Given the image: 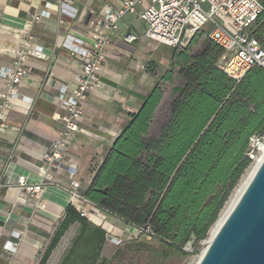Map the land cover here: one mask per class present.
Masks as SVG:
<instances>
[{
	"label": "trees",
	"instance_id": "16d2710c",
	"mask_svg": "<svg viewBox=\"0 0 264 264\" xmlns=\"http://www.w3.org/2000/svg\"><path fill=\"white\" fill-rule=\"evenodd\" d=\"M258 1L264 7V0ZM249 34L264 46V16ZM221 54L204 32L173 54L139 109L129 113L82 194L125 224L148 228L142 236L158 246L137 239L102 258L106 233L68 206L38 264L48 263L74 225L79 226L77 234L60 264H123L129 255L183 258L188 244L192 254L198 253L199 243L254 162L251 140L264 142V69L253 67L235 82L218 67ZM174 82L166 119L153 133L162 101L160 84Z\"/></svg>",
	"mask_w": 264,
	"mask_h": 264
},
{
	"label": "crops",
	"instance_id": "0c3cea01",
	"mask_svg": "<svg viewBox=\"0 0 264 264\" xmlns=\"http://www.w3.org/2000/svg\"><path fill=\"white\" fill-rule=\"evenodd\" d=\"M124 1L69 0L67 7H61L57 0H0L1 72L12 65L14 49L29 15L43 10L49 13L48 18L31 28L34 44L46 53L48 60L28 61L31 73L18 87L7 133L0 143V264H38L66 207L80 204L71 200L72 183L79 185L82 195L90 185L93 171L128 121L129 113L139 109L161 76L158 70L157 80L153 79L144 69L153 57L148 48L158 44L143 38L144 25L138 14L145 1L136 7L135 14L120 20L118 30L108 34L106 59L99 75L101 88L90 94L83 105L80 130L63 153L67 168L53 172L50 183L38 196L16 187L19 177H24L29 185L42 181L37 169L42 165L43 154L52 148L58 136L57 118L64 115L58 96L75 87V76L80 72V62L71 55L70 47L89 48L92 37L102 33L106 9H117ZM128 34L138 39L127 44L124 38ZM187 45L172 49L168 67L173 54ZM200 48V44L195 45L193 50ZM3 90L4 81L0 77V93ZM87 210V222L102 229L107 242L109 237L117 238L118 232L127 233L126 230L122 233L118 226L130 231L135 228L100 208L87 207Z\"/></svg>",
	"mask_w": 264,
	"mask_h": 264
},
{
	"label": "built area",
	"instance_id": "2783aa9c",
	"mask_svg": "<svg viewBox=\"0 0 264 264\" xmlns=\"http://www.w3.org/2000/svg\"><path fill=\"white\" fill-rule=\"evenodd\" d=\"M57 1L61 7L70 4L69 0ZM145 1L138 20L144 25L143 38L146 40L174 49L188 43L194 35L204 32L208 40L222 50L218 67L235 82H239L253 67L264 69V46L249 34L253 24L264 16V7L258 0H125L117 9L107 8L101 22L102 33L92 37V45L79 50L70 47L71 55L80 62V72L75 76V87L58 96L64 115L57 118L60 125L58 136L52 148L43 154L42 165L37 169L42 181L39 185H29L24 177H19L16 183L19 190L38 196L50 183L53 172L67 168L63 163V153L74 134L80 130L83 105L90 94L101 88L99 75L106 59L108 34L118 30L120 20L126 15L135 14L136 7ZM48 17L47 10L29 15L21 39L14 49L11 67L0 71L4 81V90L0 93V143L7 133L9 114L13 100L18 96V87L31 73L28 61L48 60L46 53L34 44L31 35L33 25ZM137 39L128 34L124 42L132 44ZM76 44L79 42L76 41ZM263 143L255 138L251 140L250 147L254 149L257 144L262 147ZM5 186L9 187L7 182ZM69 194L73 202H80L73 208L81 218L87 219V207L96 206L79 194L77 183H72ZM133 229L139 231V236L149 232L148 228ZM108 239L115 240L110 237Z\"/></svg>",
	"mask_w": 264,
	"mask_h": 264
},
{
	"label": "water",
	"instance_id": "95a60500",
	"mask_svg": "<svg viewBox=\"0 0 264 264\" xmlns=\"http://www.w3.org/2000/svg\"><path fill=\"white\" fill-rule=\"evenodd\" d=\"M197 264H264V159Z\"/></svg>",
	"mask_w": 264,
	"mask_h": 264
},
{
	"label": "rangeland",
	"instance_id": "374dc122",
	"mask_svg": "<svg viewBox=\"0 0 264 264\" xmlns=\"http://www.w3.org/2000/svg\"><path fill=\"white\" fill-rule=\"evenodd\" d=\"M221 20L226 23L224 19H221ZM148 49L150 50L153 57L150 58V62H149L150 66L147 69V72L151 74L153 79H156L158 70L162 74L164 71L168 69V62H169L168 60L170 58L171 51L173 48L165 47L159 44H151ZM158 57H160V61L158 60L159 59ZM176 84H177L176 82H174L173 84H169V83L160 84V88L162 91V101H161L160 107L156 111V118L152 125L153 133H155V131L164 123L166 119V115L169 109V104L174 97L172 94V88ZM254 149H255V153H254V156H255L254 162H255L262 155V149L260 146H258V144L257 146H255ZM118 227H119L118 229L121 230L122 233L125 230L127 231V233L125 232L123 234H120V232H118V237L115 238V240L113 241L108 240V242L106 243V246L103 248V251L101 254L102 258L109 259L114 254L116 249H118L125 243H130L132 241H136L137 239L143 240L146 243H149L150 245H154L155 247L158 246V243L154 239L149 238L147 236H139V231L137 229H133L130 231L129 228L125 229L124 228L125 226L120 225ZM77 229H78V226L75 225L66 234L65 238L62 241L60 249L56 252L50 264H57L59 259H61L65 255L66 251L70 247L73 237L77 233ZM129 231L131 233H128ZM210 231H209L207 238L204 241L199 243L198 245L199 250L197 254H192L193 248L190 245V246H187L186 249H184V251L189 254L183 258L178 257V256H171L170 258L166 260H161V259H156V258L152 259L150 256L129 255L127 256L123 264H196L198 263L197 260L199 259V256L204 252L205 248L210 243Z\"/></svg>",
	"mask_w": 264,
	"mask_h": 264
},
{
	"label": "bare ground",
	"instance_id": "6f19581e",
	"mask_svg": "<svg viewBox=\"0 0 264 264\" xmlns=\"http://www.w3.org/2000/svg\"><path fill=\"white\" fill-rule=\"evenodd\" d=\"M262 145H263L261 147L262 155L245 172V174L243 175L240 183L233 190V192H232L231 196L229 197L228 201L225 203V205H224V207H223V209H222V211H221V213H220V215L218 217L217 222L211 228L210 241L214 238V236L216 235V233L218 232V230L220 229V227L222 226V224L224 223V221L226 220L228 215L231 213V211L235 207V205L238 202L239 198L241 197L242 193L244 192V190L248 186L249 182L251 181L252 177L254 176V174H255L257 168L259 167L260 163L264 159V143ZM201 255L199 256V259H200ZM199 259L197 260V262L199 261Z\"/></svg>",
	"mask_w": 264,
	"mask_h": 264
}]
</instances>
